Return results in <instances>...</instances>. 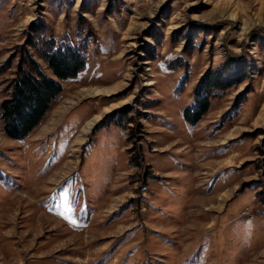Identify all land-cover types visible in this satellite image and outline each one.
Here are the masks:
<instances>
[{
    "label": "rangeland",
    "instance_id": "1",
    "mask_svg": "<svg viewBox=\"0 0 264 264\" xmlns=\"http://www.w3.org/2000/svg\"><path fill=\"white\" fill-rule=\"evenodd\" d=\"M47 42L86 64L0 119V264H264V0H0V105Z\"/></svg>",
    "mask_w": 264,
    "mask_h": 264
},
{
    "label": "trees",
    "instance_id": "2",
    "mask_svg": "<svg viewBox=\"0 0 264 264\" xmlns=\"http://www.w3.org/2000/svg\"><path fill=\"white\" fill-rule=\"evenodd\" d=\"M42 57L54 78L48 76L34 61H31L30 71L22 69L13 81L9 98L0 105V119L5 134L14 140H23L32 133L51 109L52 103L63 92L62 83L76 78L85 68L84 51L79 48L58 47L47 42ZM223 78L213 77L206 85L194 108L187 109L184 116L187 122L197 125L209 110L211 96L217 89L228 86L222 84Z\"/></svg>",
    "mask_w": 264,
    "mask_h": 264
},
{
    "label": "bare ground",
    "instance_id": "3",
    "mask_svg": "<svg viewBox=\"0 0 264 264\" xmlns=\"http://www.w3.org/2000/svg\"><path fill=\"white\" fill-rule=\"evenodd\" d=\"M98 92V91H97Z\"/></svg>",
    "mask_w": 264,
    "mask_h": 264
}]
</instances>
